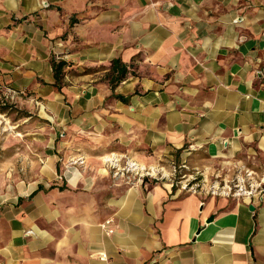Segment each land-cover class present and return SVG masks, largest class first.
Wrapping results in <instances>:
<instances>
[{"label": "crops", "instance_id": "1", "mask_svg": "<svg viewBox=\"0 0 264 264\" xmlns=\"http://www.w3.org/2000/svg\"><path fill=\"white\" fill-rule=\"evenodd\" d=\"M0 83L57 127L44 166L0 189V264H264V194L185 193L105 161L264 175V0H0Z\"/></svg>", "mask_w": 264, "mask_h": 264}, {"label": "rangeland", "instance_id": "2", "mask_svg": "<svg viewBox=\"0 0 264 264\" xmlns=\"http://www.w3.org/2000/svg\"><path fill=\"white\" fill-rule=\"evenodd\" d=\"M7 87L4 84L0 86V108H6L5 111H0V189L3 188L6 180L12 179V184H14L15 180L13 179L18 174L24 178L25 182L31 180L35 169L38 166H44L41 160L47 158L45 152L48 141L55 133L54 128H57L56 122L50 120L52 119L50 116L53 117V115L45 108L41 99H37L33 94L23 90L24 94L17 101L11 100L6 97ZM188 150L187 147L186 151L190 152ZM126 160H123V166L126 164ZM161 168H158L160 173H153V179L167 181L174 188L185 193L187 192L182 189L185 185L198 184L200 195H209L206 190L207 185L234 181L241 173H244L242 170H237L229 177L222 174L221 170V172L211 175L208 169L192 167L188 161L180 164L174 163L168 171L161 170ZM258 176L261 177V175ZM134 179L137 181L140 180V177L137 176ZM7 189L10 188L7 186ZM30 198L32 199L33 196Z\"/></svg>", "mask_w": 264, "mask_h": 264}, {"label": "built area", "instance_id": "3", "mask_svg": "<svg viewBox=\"0 0 264 264\" xmlns=\"http://www.w3.org/2000/svg\"><path fill=\"white\" fill-rule=\"evenodd\" d=\"M1 86V83H0ZM7 98L17 101L21 95L24 94L23 90H16L10 87L6 88ZM189 150H194L195 146L190 145L188 147ZM105 161L107 162L109 168L114 172V176H125L131 175L134 177H140V180L153 176V171L141 167L137 162L127 159L125 161V165H122L123 160L125 157L111 154L105 157ZM199 185L192 184V185H185L182 189L187 193L191 194H198L199 192ZM206 190L208 191L207 194L213 197H223V198H233V199H242L247 198L252 195H262L264 194V175L261 177L258 176L255 172L251 170H245L244 173L239 175L236 180L234 181H223L221 184L220 182H216L211 185L206 186ZM114 219L109 218L106 219L104 222L100 224L101 229L107 234L112 235L116 232L114 228ZM101 261H107L108 257L105 253L100 255Z\"/></svg>", "mask_w": 264, "mask_h": 264}, {"label": "trees", "instance_id": "4", "mask_svg": "<svg viewBox=\"0 0 264 264\" xmlns=\"http://www.w3.org/2000/svg\"><path fill=\"white\" fill-rule=\"evenodd\" d=\"M118 63L115 62L114 65H117ZM66 65V63L64 61H60V62H54L53 63V68H54V74H55V78L56 81H60V78H62L63 76V68ZM126 73H123L122 76L118 79V81L122 80L125 77ZM6 108H0V111H5Z\"/></svg>", "mask_w": 264, "mask_h": 264}]
</instances>
